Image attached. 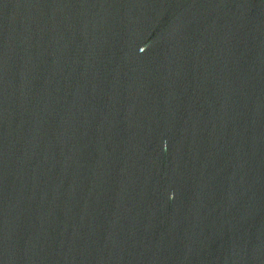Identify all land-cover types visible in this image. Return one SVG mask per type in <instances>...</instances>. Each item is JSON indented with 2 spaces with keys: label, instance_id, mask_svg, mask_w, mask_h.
<instances>
[{
  "label": "water",
  "instance_id": "1",
  "mask_svg": "<svg viewBox=\"0 0 264 264\" xmlns=\"http://www.w3.org/2000/svg\"><path fill=\"white\" fill-rule=\"evenodd\" d=\"M0 264H264V0H0Z\"/></svg>",
  "mask_w": 264,
  "mask_h": 264
}]
</instances>
